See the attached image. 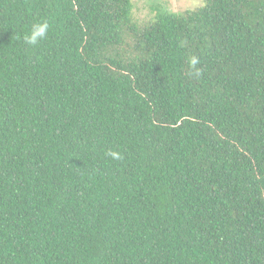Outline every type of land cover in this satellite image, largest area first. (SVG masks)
Listing matches in <instances>:
<instances>
[{"label": "trees", "instance_id": "1", "mask_svg": "<svg viewBox=\"0 0 264 264\" xmlns=\"http://www.w3.org/2000/svg\"><path fill=\"white\" fill-rule=\"evenodd\" d=\"M150 6L0 0V264H264V0Z\"/></svg>", "mask_w": 264, "mask_h": 264}, {"label": "rangeland", "instance_id": "2", "mask_svg": "<svg viewBox=\"0 0 264 264\" xmlns=\"http://www.w3.org/2000/svg\"><path fill=\"white\" fill-rule=\"evenodd\" d=\"M150 4L161 5V11L183 12L204 5V0H133V8L137 18L145 20L153 14Z\"/></svg>", "mask_w": 264, "mask_h": 264}, {"label": "clouds", "instance_id": "3", "mask_svg": "<svg viewBox=\"0 0 264 264\" xmlns=\"http://www.w3.org/2000/svg\"><path fill=\"white\" fill-rule=\"evenodd\" d=\"M49 30L50 24L47 20L34 22L23 36L24 43L29 46L39 45L42 41L47 39ZM198 64L199 58L196 56H192L188 61L189 68L195 75L200 74V69L197 67ZM105 155L110 157L112 160L118 161L123 159L119 151L109 149L106 150Z\"/></svg>", "mask_w": 264, "mask_h": 264}]
</instances>
